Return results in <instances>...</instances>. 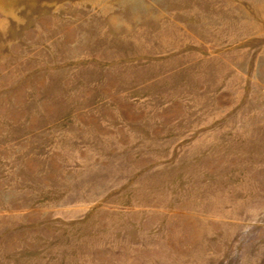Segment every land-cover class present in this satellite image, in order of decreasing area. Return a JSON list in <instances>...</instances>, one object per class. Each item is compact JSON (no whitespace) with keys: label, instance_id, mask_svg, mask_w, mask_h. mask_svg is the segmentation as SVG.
Here are the masks:
<instances>
[{"label":"rangeland","instance_id":"rangeland-1","mask_svg":"<svg viewBox=\"0 0 264 264\" xmlns=\"http://www.w3.org/2000/svg\"><path fill=\"white\" fill-rule=\"evenodd\" d=\"M0 264H264V0H0Z\"/></svg>","mask_w":264,"mask_h":264}]
</instances>
